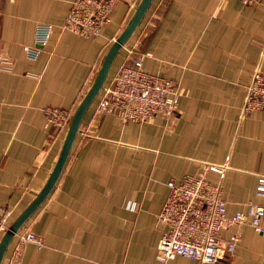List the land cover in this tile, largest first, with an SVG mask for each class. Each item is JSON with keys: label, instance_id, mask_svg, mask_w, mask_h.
<instances>
[{"label": "crops", "instance_id": "0c3cea01", "mask_svg": "<svg viewBox=\"0 0 264 264\" xmlns=\"http://www.w3.org/2000/svg\"><path fill=\"white\" fill-rule=\"evenodd\" d=\"M71 1L0 0V206L10 212L9 225L45 185L67 132L44 111L72 116L140 2L115 0L100 35L83 38L64 27ZM45 27L48 40L36 43ZM138 58L145 72L178 85L176 113L122 123L96 113L99 92L56 185L16 233L43 241L41 248L24 244L20 264H200L156 260L164 230L157 217L168 182L197 175L205 164L225 168L206 178L220 185L227 215L262 203L255 188L264 177V112L242 114V107L252 74H264V0H153L103 85ZM235 234L228 264H264V235L240 225L221 238Z\"/></svg>", "mask_w": 264, "mask_h": 264}, {"label": "built area", "instance_id": "2783aa9c", "mask_svg": "<svg viewBox=\"0 0 264 264\" xmlns=\"http://www.w3.org/2000/svg\"><path fill=\"white\" fill-rule=\"evenodd\" d=\"M245 6H254L258 0H238ZM115 0H72L64 27L83 38L100 35L110 21ZM51 29L43 28L36 43L44 45ZM31 59L34 49L27 48ZM6 62L7 60L4 59ZM181 96L178 85L171 79L145 72L142 58L131 65L122 64L109 82L102 86L95 111L97 114L117 116L122 123L144 124L153 118H171ZM264 112V74L256 70L247 86L242 114ZM49 124L64 128L70 121L67 111L47 108L44 111ZM223 166L204 165L197 175H184L167 184L169 194L157 221L164 227L157 244L156 260L165 263L183 257L200 264H214L226 259L234 251L238 235L224 241L221 233L231 226L248 225L264 235V177L257 179L255 196L260 204H248L244 212L231 216L226 213L221 187L207 180L206 173L222 175ZM9 210L0 206V239L9 225ZM18 243L5 264H20L21 249L26 243L41 248L43 241L30 231L16 234Z\"/></svg>", "mask_w": 264, "mask_h": 264}, {"label": "water", "instance_id": "95a60500", "mask_svg": "<svg viewBox=\"0 0 264 264\" xmlns=\"http://www.w3.org/2000/svg\"><path fill=\"white\" fill-rule=\"evenodd\" d=\"M152 1L153 0H140L126 27L108 48L89 90L85 93L84 97L82 98L81 102L70 118L58 159L45 185L40 190V192L35 195L34 199L26 206V208L11 222V224L1 237L0 264L4 257L6 248L12 241L15 234L24 225L28 218L35 212V210L44 202V200L56 185L68 158L74 139L79 131V126L85 112L100 92L115 57L139 26ZM214 264H228V262L227 259H223Z\"/></svg>", "mask_w": 264, "mask_h": 264}, {"label": "rangeland", "instance_id": "374dc122", "mask_svg": "<svg viewBox=\"0 0 264 264\" xmlns=\"http://www.w3.org/2000/svg\"><path fill=\"white\" fill-rule=\"evenodd\" d=\"M180 93H182V92H180Z\"/></svg>", "mask_w": 264, "mask_h": 264}]
</instances>
